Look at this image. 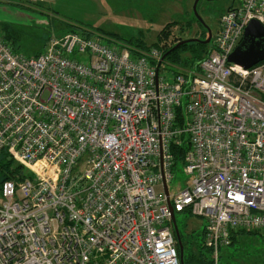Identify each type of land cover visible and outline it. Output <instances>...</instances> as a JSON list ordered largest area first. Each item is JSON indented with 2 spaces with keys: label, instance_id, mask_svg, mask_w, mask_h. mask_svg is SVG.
Listing matches in <instances>:
<instances>
[{
  "label": "built area",
  "instance_id": "built-area-1",
  "mask_svg": "<svg viewBox=\"0 0 264 264\" xmlns=\"http://www.w3.org/2000/svg\"><path fill=\"white\" fill-rule=\"evenodd\" d=\"M237 2L186 74L155 47L66 33L27 58L0 34V154L31 175L3 185L0 264H182L164 184L183 134L192 180L170 200L206 219L213 264L233 233L264 230V62L229 63L264 0Z\"/></svg>",
  "mask_w": 264,
  "mask_h": 264
},
{
  "label": "rangeland",
  "instance_id": "rangeland-1",
  "mask_svg": "<svg viewBox=\"0 0 264 264\" xmlns=\"http://www.w3.org/2000/svg\"><path fill=\"white\" fill-rule=\"evenodd\" d=\"M196 1L55 0L53 3L29 4L20 0H0V34L5 35L3 26L9 27L10 33L16 35L15 52L27 58L44 53L48 49L45 43L65 35L73 25L93 32V38L108 44L143 39L149 47L160 44L166 49L175 47L182 40L208 38V31L204 37L205 30L200 28L194 12ZM237 5V0H200L197 14L215 38L222 16ZM79 59L89 62L86 54ZM4 174L5 171L0 172V175ZM173 176L168 184L170 195L187 188L192 180L184 172L183 165L174 168ZM162 190L161 186L156 188L157 192ZM175 217L185 255H196L197 246L203 241L206 219L193 216L189 211L176 213ZM238 240L235 246L220 250L219 264H264L263 231L258 236H240ZM204 254L209 260L212 258L208 253Z\"/></svg>",
  "mask_w": 264,
  "mask_h": 264
},
{
  "label": "trees",
  "instance_id": "trees-1",
  "mask_svg": "<svg viewBox=\"0 0 264 264\" xmlns=\"http://www.w3.org/2000/svg\"><path fill=\"white\" fill-rule=\"evenodd\" d=\"M3 27H4L3 29L5 33L3 37L7 41L9 42L11 41L13 42V44H15L16 35H14L13 33H10L9 27L7 26H3ZM79 30H82V31L80 32ZM204 32H205L204 37H206L208 33L206 34L207 31H204ZM67 33H77L84 37H89V38L92 37L93 35V32L88 31L78 25L71 26V29ZM47 43H45V46H47ZM121 44L129 46L135 51H144V50H149L152 47H155V48L162 50L163 55L170 52L172 48L174 47L173 46L171 48L164 49V46L160 44H154L149 47L148 45H146V42L143 39L121 42ZM211 46H212V43L211 45L210 44L205 45L202 43H189V44L183 45L179 49L175 51H171L167 55L165 62L172 67L171 68L172 71L183 72L185 74L188 71L194 72L198 69V65L200 61L204 57L210 54ZM41 54L42 53H39L36 57H38ZM185 116L186 115L184 113V109L182 107L179 108L177 111V126L184 127ZM190 149H191V145L189 142V137L186 134H183L181 136V140L179 144H175V143L172 144L171 152L174 157L175 167L178 165L184 166L185 156L190 151ZM1 171H5L6 174L0 175V194H2V189H3V185L5 182L7 181L18 182V181H23L31 177L30 173L26 172L23 166H21L18 163L16 164L15 161H13V159L9 158V155L6 151H3L0 154V172ZM262 231L264 235V230H261V231L255 230V231H249V232L238 231L236 233H233L232 234V244L230 247L235 246L239 242L238 239L240 236H245V235L258 236L262 233ZM180 236H181V233H180ZM204 239H205V229L203 231V241L197 246L198 251L196 255L192 253H188L187 255H185V245L183 243L182 236H181V241L184 247V257H183L184 264H213L214 263L212 258L209 260L208 256L204 254V253H208V255L212 257V250L208 249L205 246ZM178 252L180 254L179 245H178Z\"/></svg>",
  "mask_w": 264,
  "mask_h": 264
},
{
  "label": "water",
  "instance_id": "water-1",
  "mask_svg": "<svg viewBox=\"0 0 264 264\" xmlns=\"http://www.w3.org/2000/svg\"><path fill=\"white\" fill-rule=\"evenodd\" d=\"M199 1L200 0H197L195 3L194 12L197 16V19L201 23L204 24L203 19L199 17L197 14V5ZM207 31H208V38L205 41H200L198 39L181 41L171 51H175L179 49L180 47H182L183 45H186L189 43H202L205 45L210 44L213 35H212V32L208 28H207ZM170 52H168L167 54L163 56L162 61L166 60V57ZM262 62H264V26L261 25L258 21L253 20L250 22V24L245 30V35H244L242 43L230 55L229 63L241 66L245 70H249ZM164 189H165V195L167 197V202H168L169 210H170L171 217H172V223H173L175 235L177 238V243L180 248V254H179L180 260H181V263L184 264L183 262L184 247L181 241L180 231L176 223L174 209H173V206L170 200V194H169L166 184H164Z\"/></svg>",
  "mask_w": 264,
  "mask_h": 264
},
{
  "label": "flooded vegetation",
  "instance_id": "flooded-vegetation-1",
  "mask_svg": "<svg viewBox=\"0 0 264 264\" xmlns=\"http://www.w3.org/2000/svg\"><path fill=\"white\" fill-rule=\"evenodd\" d=\"M197 21H198V24L200 25V28H202V30L204 31H207V26H206V24H205V21H204V24L203 23H201L198 19H197ZM198 40H200V41H205L204 39H202V38H198ZM183 41V40H182ZM184 41H187V40H184ZM212 41H213V36H212V39H211V43H212ZM210 43V44H211Z\"/></svg>",
  "mask_w": 264,
  "mask_h": 264
},
{
  "label": "crops",
  "instance_id": "crops-1",
  "mask_svg": "<svg viewBox=\"0 0 264 264\" xmlns=\"http://www.w3.org/2000/svg\"><path fill=\"white\" fill-rule=\"evenodd\" d=\"M2 198V194H0V199Z\"/></svg>",
  "mask_w": 264,
  "mask_h": 264
}]
</instances>
